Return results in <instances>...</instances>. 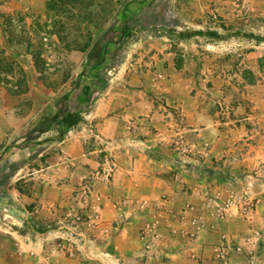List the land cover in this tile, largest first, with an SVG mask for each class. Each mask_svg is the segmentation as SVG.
I'll return each mask as SVG.
<instances>
[{
    "label": "rangeland",
    "instance_id": "rangeland-1",
    "mask_svg": "<svg viewBox=\"0 0 264 264\" xmlns=\"http://www.w3.org/2000/svg\"><path fill=\"white\" fill-rule=\"evenodd\" d=\"M0 60V264H123L124 228L153 251L127 243L126 264H183L169 238L231 214L245 238L229 264L260 263L264 174L232 161L248 136L264 145V0H0ZM149 159L169 190L133 172ZM216 244L201 264H221Z\"/></svg>",
    "mask_w": 264,
    "mask_h": 264
},
{
    "label": "crops",
    "instance_id": "crops-1",
    "mask_svg": "<svg viewBox=\"0 0 264 264\" xmlns=\"http://www.w3.org/2000/svg\"><path fill=\"white\" fill-rule=\"evenodd\" d=\"M252 139H254V141H251ZM244 140H245V143H247L250 147L244 151L242 159H240L238 161H232V162H234L235 166H241L244 171H248L249 174L247 173L248 174L247 176H249V177L254 176L253 175L254 173L264 174V163H262V162H264V151H263L264 145L263 146L254 145V142H256V140H259V137H257L256 134H253V136H248ZM223 141L224 140H222V138L219 137L217 140L218 145H219V143L223 144L224 143ZM248 141L250 143H248ZM139 148L141 151L143 150V148L141 146ZM218 148H220V146H218ZM213 150H214L213 148H210L208 153L209 154L212 153ZM230 151H231V149H227V150L223 149V150H221V152L220 151H218V152H220L224 156H228V155H230ZM142 156L147 157L146 155H142ZM149 161H150V163H147L145 166L134 167L133 172H136L137 174H139L138 176L142 179H145L147 181V183H149V181H154V188L157 187L154 189L155 191H160L164 188H166V190H169V188L171 187V185L168 184L169 182H167L165 180H161L158 177H157L158 179L155 178V176L153 175L155 165L152 166V163H151L152 160L151 159H149ZM254 169H255V172L253 173L252 171H254ZM128 171H130V170H128ZM137 174H135L134 177H136ZM243 180L244 179H242V180L236 179V183H238L239 181L243 182ZM259 180L264 182V180H262V179H259ZM247 181H252V180H248V178H246L244 183H247ZM143 188H144V192H146L144 194H148L149 192H151L146 187H143ZM257 192L258 193L256 194L257 195L256 196L257 197L256 198V209L252 213L253 219H250V220L248 219V222H250V223L254 222L256 225L259 223V220H261V218H264V188L260 191H257ZM178 195H179V193H176V197ZM185 197L186 198L188 197V200L190 201V200H192L191 197H193V194L187 193ZM172 198L167 201L168 204L174 205V207H176V208L181 206L180 202H178L175 197H174V199H172ZM227 218L226 217L224 218L227 220L224 221L222 224H220L219 232L218 231H216V232H218L219 235H221L223 232H226L227 234H229V236L231 237V239L234 242H240L241 243V241H244L245 237L243 236L244 235L243 233H240L239 229L237 228V224H239V222H241V220H243V218L240 217L239 215L235 216L233 214L229 215V217L227 216ZM129 223H133V220L130 221ZM216 232L201 234L199 237H197L196 239H194L192 241H187V240L182 239L185 243L182 241H179L178 237L169 238V241H171L170 247H169L168 251L163 250V253L166 252L168 255H170L174 259L178 255L176 253H173V252H178L181 257L185 258L183 264H201L198 257H201V254H203L206 250V246L204 245L205 242H207L209 240L211 242H216L217 244L221 242V239H219V240L217 239L216 241H214L216 236L218 235V234H215ZM135 235H137L136 231H126V228H124V231L122 230L121 235L116 238V241L117 240L123 241L125 243L120 248V251H121L120 255L121 256L119 258L123 264H126L125 262L127 261L125 258V255H127V253L130 254L129 251L132 250V252H133V250H135L134 249L135 247H132V246L127 247L126 246L127 243L134 242V241H136V239L139 240V237L135 236ZM260 235H261V237L262 236L264 237V232H263V234L260 233ZM146 239H147V241H149L147 235H146L145 239H142L141 241L139 240L140 246L136 250L138 255H142L145 252H149V253L153 252L152 250L146 249V247H145V244H146L145 240ZM186 241L188 243H186ZM116 247H118V246H116ZM134 253H136V252H134ZM258 254H259V252L257 253V255ZM159 255L160 254L156 255L157 256L156 258H159ZM180 256H178V257H180ZM186 256H188L189 258L186 259L187 258ZM260 256H262V257L260 259L259 264H264V251H262V254H260ZM156 258H154V261H152L150 263L151 264H179L177 262L173 263L174 261H171V260L160 261V259L157 260ZM180 264H182V263H180Z\"/></svg>",
    "mask_w": 264,
    "mask_h": 264
},
{
    "label": "built area",
    "instance_id": "built-area-1",
    "mask_svg": "<svg viewBox=\"0 0 264 264\" xmlns=\"http://www.w3.org/2000/svg\"><path fill=\"white\" fill-rule=\"evenodd\" d=\"M228 207V203H225L221 209L226 210ZM218 210L219 216L223 217L225 212L222 210ZM194 222L197 223V229H200V222L197 219H194ZM215 252L216 258L220 261L221 264H229L231 256L234 253H239L244 250L243 244L240 242H234L228 234H222L221 242L216 244L213 248Z\"/></svg>",
    "mask_w": 264,
    "mask_h": 264
},
{
    "label": "trees",
    "instance_id": "trees-1",
    "mask_svg": "<svg viewBox=\"0 0 264 264\" xmlns=\"http://www.w3.org/2000/svg\"><path fill=\"white\" fill-rule=\"evenodd\" d=\"M121 30H122V34L124 36H130L131 35V29L130 28L122 26ZM211 33L216 34V32H211ZM0 63H1V60H0ZM5 75H6L5 71L0 72V81H3V76H5ZM84 88H85V91H86V89L90 90V87H84ZM80 121H81V116H80L79 112L70 111V112H67L65 115L62 116L61 120L59 121V126L68 128L72 125L78 124Z\"/></svg>",
    "mask_w": 264,
    "mask_h": 264
}]
</instances>
